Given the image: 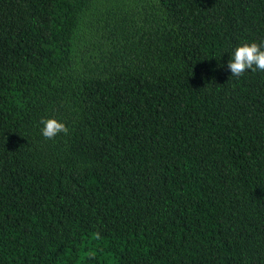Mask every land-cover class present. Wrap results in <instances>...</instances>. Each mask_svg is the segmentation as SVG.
<instances>
[{
  "label": "trees",
  "instance_id": "obj_1",
  "mask_svg": "<svg viewBox=\"0 0 264 264\" xmlns=\"http://www.w3.org/2000/svg\"><path fill=\"white\" fill-rule=\"evenodd\" d=\"M261 41L264 0H0V264H264Z\"/></svg>",
  "mask_w": 264,
  "mask_h": 264
},
{
  "label": "clouds",
  "instance_id": "obj_2",
  "mask_svg": "<svg viewBox=\"0 0 264 264\" xmlns=\"http://www.w3.org/2000/svg\"><path fill=\"white\" fill-rule=\"evenodd\" d=\"M227 67L231 76L241 77L246 71L264 72V41L259 44L256 42L243 43L237 46L231 53ZM41 135L45 139H54L59 134L67 135L68 127L54 118L41 119Z\"/></svg>",
  "mask_w": 264,
  "mask_h": 264
}]
</instances>
